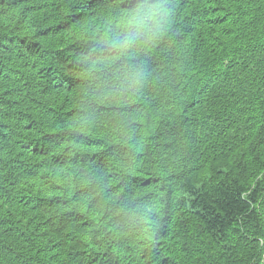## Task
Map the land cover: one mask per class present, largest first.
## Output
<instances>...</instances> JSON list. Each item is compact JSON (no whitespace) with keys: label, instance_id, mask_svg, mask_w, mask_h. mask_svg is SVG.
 I'll list each match as a JSON object with an SVG mask.
<instances>
[{"label":"trees","instance_id":"trees-1","mask_svg":"<svg viewBox=\"0 0 264 264\" xmlns=\"http://www.w3.org/2000/svg\"><path fill=\"white\" fill-rule=\"evenodd\" d=\"M0 264H264V0H0Z\"/></svg>","mask_w":264,"mask_h":264}]
</instances>
